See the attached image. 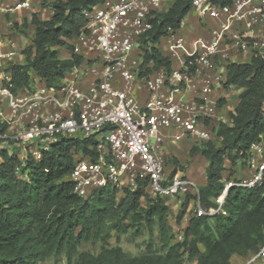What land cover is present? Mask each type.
Listing matches in <instances>:
<instances>
[{
	"label": "built area",
	"instance_id": "built-area-1",
	"mask_svg": "<svg viewBox=\"0 0 264 264\" xmlns=\"http://www.w3.org/2000/svg\"><path fill=\"white\" fill-rule=\"evenodd\" d=\"M174 1L103 0L83 8L86 24L67 40L70 54L82 61L52 85L30 71L32 86L14 90L12 66L22 53L15 38L20 27L14 14L31 8L32 0L12 4L0 0V11L9 16L11 28L5 35L0 33V151L40 159L60 136H94L98 157H81L70 174L79 196L88 197L104 187L135 191L144 179L154 199L176 197L182 204L189 192H198L195 179L182 175L180 169L170 177L167 144L189 139L195 145L216 138L212 126L221 122L214 119L218 102L204 96L189 98L187 91L200 69L215 68L217 59H228L233 50L264 60V0L228 4L192 0V12L211 16L218 24L209 37L196 38L189 46L181 27L170 28L158 48L171 67L162 65L142 73L154 64L142 68V39L153 27L152 18ZM216 80L222 81L219 76ZM210 83L200 87L201 93L211 92ZM244 162L247 175L228 181L216 199L217 208L210 212L197 200L198 214L226 213L223 205L233 185H264V140L251 144ZM177 235L182 239V233ZM261 258L264 245L242 264Z\"/></svg>",
	"mask_w": 264,
	"mask_h": 264
},
{
	"label": "trees",
	"instance_id": "trees-1",
	"mask_svg": "<svg viewBox=\"0 0 264 264\" xmlns=\"http://www.w3.org/2000/svg\"><path fill=\"white\" fill-rule=\"evenodd\" d=\"M216 1L228 4L232 0ZM100 2L54 0L49 3L50 19L33 14V44L25 51V61L12 66L14 90L32 86L31 70L52 85L82 61L75 54L61 58L60 48L71 50L67 40L86 24L82 9ZM191 5L192 0H175L152 18L153 27L142 39V68L154 64L142 73L162 65L171 67L158 44L170 28L181 27ZM227 84L243 88L239 103L230 112L229 122L212 126L215 140L191 148L192 154L200 153L208 161L206 184L198 185V192H189L175 215L168 197H150L148 179L135 191L104 187L88 197L79 196L70 174L81 157H98L94 136H60L40 159L0 151V264H44L63 258L66 264H232L235 255L256 254L264 245V185L231 186L223 205L226 213L195 211L197 200L207 212L217 208L216 199L227 183V163L228 178L237 181L235 172L245 168L251 144L264 140V60L253 56L248 63H230ZM182 167L176 157H168L170 177ZM186 214L188 222L178 239L174 223L180 224ZM129 231L148 236L144 253L131 255L119 244H110L114 236L119 240ZM86 242L100 243V251L82 250Z\"/></svg>",
	"mask_w": 264,
	"mask_h": 264
},
{
	"label": "crops",
	"instance_id": "crops-1",
	"mask_svg": "<svg viewBox=\"0 0 264 264\" xmlns=\"http://www.w3.org/2000/svg\"><path fill=\"white\" fill-rule=\"evenodd\" d=\"M1 1L4 2V4H12L16 0ZM53 1L54 0H32L31 8L21 9L14 14L15 18L19 21L18 27H20L15 31V38L19 43V47H21L22 52L21 55L17 57L19 63H23L25 61V51L28 50L33 44L32 38L35 32V26L32 24L33 14H38L40 19H50L53 12L49 3ZM8 17L9 16L5 12L0 11V33L2 35H5L11 31L10 26L7 25ZM25 24H27V26H25ZM217 24L218 22L211 16L201 17L196 12H189L185 19H183L181 26L182 32L185 34L187 40V45L189 46L196 38L209 37L211 28L215 27ZM66 53L68 54L67 57L63 58H69L71 56L70 51L69 53ZM251 59L252 55L250 52H239L237 50H233L231 56L228 59L218 58L215 68H202L200 69V73L193 77L191 81L193 87L187 91V96L189 98L204 96L206 98L216 100L218 104L214 112V119L218 120L219 122H229L231 120L230 112L234 111L238 105L239 96L243 91V88L236 85L227 84L228 66L232 62L248 63L251 61ZM217 76L222 79L221 82L216 80ZM206 81H211V92L203 94L201 93L200 87L205 84ZM193 145V141L189 139H184L179 142H169L166 148V155L167 157H176L177 160L178 158L181 159V157L188 159L187 156L190 153ZM196 154L199 153H195V157L197 156ZM194 168H197V170L195 171ZM201 170L202 166H195L190 167L188 170L180 169L179 172L186 177L195 179L196 182H199L198 185L201 186L206 184V173L204 175L201 174ZM167 203L170 204L173 209L180 208V203H177L176 197L168 198ZM183 219L184 220L181 221V223H184L182 224L183 226H181V229H183L188 222L187 217ZM246 259L248 258L235 255L232 258V264H242L244 261H246ZM253 264H264V258H261L260 261Z\"/></svg>",
	"mask_w": 264,
	"mask_h": 264
},
{
	"label": "rangeland",
	"instance_id": "rangeland-1",
	"mask_svg": "<svg viewBox=\"0 0 264 264\" xmlns=\"http://www.w3.org/2000/svg\"><path fill=\"white\" fill-rule=\"evenodd\" d=\"M186 17V16H185ZM185 19V18H184ZM69 51H71L70 49L66 48H60V57H67V53H69ZM32 75L34 74V71L31 70ZM194 154L190 153L188 154V159H185L183 157H181V159L178 158L179 161V165H182V169L183 170H188L190 167H195V166H202V170H201V174H205V168L207 165V160L204 156H202L200 153L196 154L197 158L194 156ZM228 169L227 172H225V178L226 181L228 182L230 180H235L234 178H228V176H230V164L227 163ZM235 168V167H234ZM233 168V170L235 171V169ZM194 170L196 171L197 168H194ZM245 168H241L238 171L239 172H235L237 173V176L239 175V178H241L242 176L247 175V173H245ZM200 172V171H199ZM238 179V178H237ZM199 184V182H197ZM145 203V201H144ZM171 203V202H169ZM193 204V203H192ZM178 212V209H172V213L175 215ZM185 217H187L188 219V215L186 214ZM184 217V218H185ZM184 220V219H183ZM182 220V221H183ZM184 222L178 224V223H174V227H175V231H177L178 233L181 231V226H183ZM155 240L157 241V236H155ZM147 241H148V236H146L145 234H141V235H134L131 231H129L128 233L125 234H121L119 240H117L116 236H114L112 239H110V244L111 245H116L119 244L122 249L131 255H140L142 253H144L146 251V245H147ZM157 248H159V245H157ZM82 250H86V251H90L93 253H97L100 251L101 249V244L98 242H86L81 246ZM44 264H66V259L63 258L60 261H56L55 259H50L48 261H46Z\"/></svg>",
	"mask_w": 264,
	"mask_h": 264
},
{
	"label": "clouds",
	"instance_id": "clouds-1",
	"mask_svg": "<svg viewBox=\"0 0 264 264\" xmlns=\"http://www.w3.org/2000/svg\"><path fill=\"white\" fill-rule=\"evenodd\" d=\"M198 184V183H197ZM181 205V204H180Z\"/></svg>",
	"mask_w": 264,
	"mask_h": 264
},
{
	"label": "water",
	"instance_id": "water-1",
	"mask_svg": "<svg viewBox=\"0 0 264 264\" xmlns=\"http://www.w3.org/2000/svg\"><path fill=\"white\" fill-rule=\"evenodd\" d=\"M227 192H228V190H227Z\"/></svg>",
	"mask_w": 264,
	"mask_h": 264
}]
</instances>
